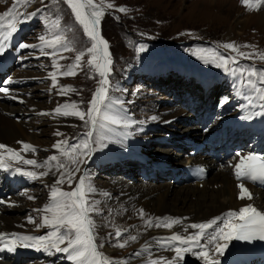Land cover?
Returning <instances> with one entry per match:
<instances>
[{"label": "rangeland", "instance_id": "1", "mask_svg": "<svg viewBox=\"0 0 264 264\" xmlns=\"http://www.w3.org/2000/svg\"><path fill=\"white\" fill-rule=\"evenodd\" d=\"M30 1L36 3V8L44 9L46 6L45 3H40V0H19V3H17V0H0V11H9L13 5H15L16 13L14 12L9 16L10 23L13 21H20L16 24V27L18 29H26L24 32L26 43L43 45L44 42L38 39L40 35H44L48 41H51L57 35H59L62 37L61 43L66 44L69 50L62 51L55 57L51 55H42L39 49H30L26 51L27 54L33 55L30 57L33 61H35V64H33L29 69L41 82L42 79L48 78L49 81L45 85L50 88V90L44 89L45 86H42L41 89H38L40 86L34 84L33 88L31 89L33 90L32 92L38 101L32 103L34 99H31L30 104H25V106L41 105L47 106L49 108L59 106L60 102L64 103L67 99L63 95H59L57 89L64 88L66 89L65 94L69 95V100L74 103L75 108L87 112V109L89 108V96L92 91L97 90L100 77L98 70L95 67H89V62L92 60V55L88 54L86 49L91 47L90 39L86 37V33L84 34L83 32V26L76 19L74 12L64 2V0H55V3L47 4L48 10L44 12L43 15L32 18L28 22H22L23 14H25V12L27 13L28 9L31 12L29 4ZM93 3L107 8V11L105 12L106 16L103 15L101 17L103 22V33L109 39L111 49L114 51L111 52V56L114 58L116 63V72L109 83V96L112 97V101L110 103L112 105V102L115 100L114 98L116 96L125 95V97H123V103L129 105L130 111H132V113L137 119L140 120V122H145V120H147L149 117V111L152 112L153 109V101L151 100L152 96L148 95L147 97L146 95L153 94V91L147 89L148 91L145 90L146 93L143 95V97L134 96V89H136L137 92L139 88H137L136 85H132L134 80L131 78L130 73L133 71L134 66L137 64L140 56H143V54L150 55V57L154 59L156 65L163 63L168 64V61H170L172 70H175L176 62L180 61L181 64L184 63L190 67H194L193 71H197L196 66H198V62L197 64L195 62L198 60L200 53L206 59H204V61L201 59L199 60L202 62L207 61L215 67L218 63L223 64L224 59L231 56L236 58L237 63L234 64L231 60H229L227 65L232 64V67H242V69L247 70H264V59H261V57L264 56V7L261 8L260 17H252V13L260 9H254L257 7V0H250V4L252 5L251 7L250 5L244 4L242 0H93ZM109 4L112 5L111 8L108 7ZM120 8H124L125 11H119L118 9ZM33 9H35V5L33 6ZM244 11H249V13ZM15 14L18 20L14 18ZM129 14L135 16L130 18ZM238 16H246L245 18L248 20L240 26H236L235 22ZM247 16L249 17L247 18ZM133 30H137L138 35L145 38L146 40L140 39L138 41V39L135 38V35L132 34ZM186 38H189L193 43V46L190 50L187 47L172 50L173 48H169V46L159 45L157 48L165 51L167 57L159 54L157 52L159 49L152 48V44L150 43V40L177 43L178 41ZM227 43H233L234 49L225 48L224 45ZM214 45H216V47H214ZM141 46L145 48V51L141 52L139 50ZM147 50L150 53H148ZM151 50H153L152 53ZM45 51L51 53L52 49L45 46ZM81 51H84L85 54L81 58L80 65L75 69L76 74L68 76L63 75L66 67L72 65L75 62V57L79 55ZM178 51L183 53L182 56L178 54ZM241 54L245 55L241 56ZM174 55L178 56L179 58H174ZM183 58H187L188 63L183 60ZM98 61L99 59L96 61V63H98ZM10 65H12V63ZM9 70H11V68H9ZM213 70L218 74L219 70L216 71L214 68L212 71ZM187 73H189L188 76L183 75L177 77L181 84L178 87H175L177 88L175 90L177 93L174 94L173 97L169 93L174 90L171 85L163 86L159 90L157 89L159 92L156 94H165L170 96L172 98V102H170V104L172 103L174 106L177 105V108H182L178 106L180 103L184 105H192V98L189 96V94H186L185 90H181L180 92V89L184 86L183 83L186 82L185 80L188 78L189 80L187 83H193L195 84L194 86H197L199 89L200 84L207 83V81L202 80V76L200 77V75L197 77L196 75H192L189 71ZM227 73L229 74L230 72L227 71ZM52 74H55L56 76L55 86H53V80L51 78ZM163 75L168 77L166 71ZM199 77L201 82L199 81ZM205 77L208 76L205 75ZM253 78H255V80L261 81L262 77L260 71H257V75L253 76ZM170 81L171 79H169L167 82ZM213 81V89H209L210 92L208 94L211 95L210 97L214 98V102L218 103L217 101L221 100L218 93L223 91L222 89L224 86L221 84V82H219L221 89L216 90L215 82H218L219 80L216 81L214 78ZM259 86L264 88V83H260ZM72 89H75L76 91H72ZM153 89L154 91L156 90V88ZM57 98H59L60 102L56 100ZM154 102H156V99ZM114 113V116L119 118L118 110H116ZM45 116L46 114L34 115L32 117L37 128V130L34 129L33 132L39 133V135H41V138L39 139V147L41 148L38 149L35 147V149L37 148L36 152H32L33 154H30L35 158L47 156L52 153V144L46 142L45 140L43 141V139H47V132L50 134L55 133V131L53 126L48 124L49 122H46V124L44 123ZM131 117L133 118V116ZM48 125L51 126L53 130L49 128ZM74 125V128L65 137L68 139L69 144L76 142L78 138L82 137L81 134H78L79 132L86 133L90 130V126L85 125L81 120L75 121ZM101 132L104 133L102 130H99L98 126L94 131L93 139L99 141ZM130 132H133V130H130ZM183 136H187V134H183ZM182 152L184 151H181V153ZM72 155L75 154L71 153L70 151L68 156H61L60 152L57 155L60 156V159L63 158L62 162H64L66 168L69 170L74 167V165L71 164L69 160V156ZM93 159L89 164L92 168L88 165L90 172L85 174L81 170L80 173L76 174V177L71 185L67 183L63 184L62 190H74L77 187V181L80 179L82 174L85 177L86 186L89 183L94 185L95 188L98 186V184L101 186L100 192L95 195L94 199L99 201L98 207L103 212H100V214L92 213L91 217L94 222L93 229L95 235V244L97 245V248L102 249L103 255L101 256V254L97 251L99 255L94 257L92 261L94 262L93 264H96V262L98 263L97 260H101V257H103L104 260L109 264H111V262H119V264H124L125 260L128 261L129 258L136 253H133V250L136 251L138 245L136 243H131L126 244L124 247L115 246L118 247V249L113 250L111 248L106 249L103 246L104 243H113L114 240L119 243L120 241L125 240L128 236L126 235L124 209L119 206L117 207L118 210L115 211L116 208L114 207L111 199H109L113 195H117L119 193V189L113 182L110 183L109 179L105 178L101 173H97L95 176L91 177L94 170ZM173 160L174 162L172 165L176 166L177 163L175 159ZM129 162L132 165L137 164L134 159L125 160V163ZM96 170H98V168H96ZM136 176L138 178H144L140 172L130 178L135 179L137 178ZM162 179H165V177ZM165 180L172 184L173 187L180 185L178 182H174L172 178L166 177ZM156 181L157 179H152L149 182L155 183ZM52 186V183L48 182L47 180L42 182L38 181L36 183V187L33 189H30V187L27 186V190L29 189L28 191L36 190L33 193L38 194L35 202L28 201L26 193L23 198L26 197L27 205L31 208H35L38 205H41L42 208H44L46 205H49L51 203L50 193ZM37 188H39V190ZM103 193H108L109 196L106 197L103 195ZM22 206L23 204L20 207ZM33 215L35 217V222L33 223L32 227L33 236L37 237V233L35 232H38L39 236L46 235L47 237V235H50V233L53 232V228L44 225L43 220L40 221L36 218L35 214ZM116 224H118V226ZM65 231L66 230L62 228L60 229L59 233H57V236H48L47 238L48 240H57L59 234L64 233ZM117 231L121 233L120 241H118L115 236ZM124 233L125 237H123ZM64 246L66 245H60V247ZM36 247H39V245L37 244ZM40 250H43V248ZM45 253L43 254L44 257ZM47 254L51 258V262H60L61 264H73L74 262L68 258V255H65L63 252H56L54 249H52L51 252L47 251ZM53 254L54 256H51ZM33 259L43 262L39 260V258ZM47 262L48 259H44V264H47Z\"/></svg>", "mask_w": 264, "mask_h": 264}, {"label": "bare ground", "instance_id": "2", "mask_svg": "<svg viewBox=\"0 0 264 264\" xmlns=\"http://www.w3.org/2000/svg\"><path fill=\"white\" fill-rule=\"evenodd\" d=\"M263 3L264 0L262 1L259 0L258 6L254 9L255 10L259 8L260 9L256 12H253L252 17L261 16L260 11L261 8L264 7ZM29 4L31 11H34L37 7L36 3L30 1ZM34 5H35V9H33ZM27 12H30V10L28 9ZM244 12L249 13V11H244ZM2 13L4 12L0 11V14ZM243 16L237 17V20L235 22L236 26H240L241 24H243L248 20L245 18L246 16L245 17ZM248 17L249 16H247V18ZM16 46L17 44H15V48ZM15 54H16L15 52H11L10 57L6 59L9 64L13 63L11 57H13ZM199 56H202L199 59L203 61L204 59H206L201 53ZM16 60L19 64L21 63L19 59ZM201 60L198 61V66H196L197 71L194 70L196 72H194L193 70H191L186 66V70L184 69L182 70L184 75L188 76L189 73L187 72L189 71L191 72L192 75H196L197 77L200 75V77L202 76V80L207 81V83H213V84H214L213 81L214 78H216V81L217 80L223 81L225 77L229 75L227 71H225L224 67L219 69L218 74L217 72L215 73L214 70L212 71L213 66H211L209 62L207 61L202 62ZM156 66L158 71L162 74H164L166 69L168 68L167 67L168 64L166 63ZM11 71L12 70H9V67L7 65L5 67L3 75H0V85H3L4 87H8L11 90L10 94H0V143H4L5 145L10 146L13 149L19 151L20 155L24 159H34L40 164H43L45 161H47L48 167L37 168L33 165H25L23 164V161H15L10 157H7L6 154V159L4 161V164L11 165V167L6 168L0 166V199L5 200L6 202H13V206H8L7 203L4 205H0V232L33 236L32 234L33 223L28 222V217L35 214L36 218L41 221L43 220V216L45 214L48 215L49 218L51 219L52 213L34 212L33 211L34 209H41L42 206L38 205L35 208H31L27 205L26 197L28 198L29 196H32L34 197V199L31 200L28 199V201L36 202L38 195L33 193L36 190L28 191L29 189L27 190V186L30 187V185H32L34 182L36 181L42 182L44 180L51 182L52 185L54 184V181L58 173L53 167L55 162L50 161L49 158L52 155H58L59 151L54 150L53 146L55 143H57V141L65 139L68 133L74 128L75 121L79 120V118L76 116L73 115L64 116L62 113L64 111L73 112V111H77L78 109L75 108L74 103L69 100L70 98L68 94L63 95L67 99L64 103H61L59 101V98L56 99L57 101L60 102L59 106H61V114H56L54 112V110L58 106L51 108L41 105L25 106V104H30L31 99H34V97L36 98L31 88L29 89V91L33 93L34 97L29 98V100L23 99V103H24V107H23L22 103L21 102L19 103L18 99L11 98V95H16L19 97V94L17 93V88L15 87V83L14 82L8 84L4 83L7 80L6 77L11 73ZM236 72L237 71L233 72L235 74L230 76V79L232 81V87L234 89V93L236 97L239 98L244 97L245 100V106L242 116L245 117V115L248 114L250 110L258 111V113H261L259 116L262 119V122H264V108L261 107V104H264V100L260 99V93H258L253 87L247 84V78L244 80V78L239 73ZM202 74H205L208 77H205V75ZM24 75H31V74H22V76ZM200 77H199V81H200ZM188 80H189L188 78L187 80H185L186 82L183 83L184 86L180 89V92L181 90H185L186 94L188 93L189 96L192 98V106H198L200 101H198L197 99L195 100L194 97L198 96L199 89L197 88V86H194L195 84L193 83L188 84L187 83ZM252 80L255 83L256 88H260L258 87L253 77ZM150 95L152 96L151 100L153 101V109L152 112H150V114L153 113L151 117L156 116L157 120L153 121L150 117L149 121H145L142 124L140 123L141 127H137L135 124H132L133 126H136L138 128V129H134V131L140 134L139 138L135 137L133 135V132L129 131V127H122L118 125L116 126L111 123L105 124L104 120H101L100 123L104 124L105 126L103 128L99 127V130L100 131L102 130L104 132V133L101 132L100 138H104L108 142V144H115L116 146H120L118 150L119 155L127 156V154L132 153V149H135L136 151H139L140 149H142L143 151H148L149 147L150 148L155 147L154 150H152L147 154V156L150 157V154L163 155L165 161H167V163L171 165L170 169L166 173H164V177L172 178L174 182H178L180 184L178 186L173 187L172 184L167 182L165 179L161 180L159 176L155 177V173L152 172L149 173L148 175L142 174L144 178H138L136 176L137 178L132 179L125 175L122 176L116 175V177L114 178H108L110 183L113 182L119 189V193L117 195H113L109 199H111L115 208L121 206L124 209L125 212L124 220L126 221V225H125L126 235L128 236L126 238L128 240L127 244L136 243L138 245V248L136 249V253L133 254L128 261L125 260L124 264H152L153 261L158 262V264H168L169 261H172V264H174L175 261L178 259L175 257L174 251H170L166 249L165 250L149 249V244H151L150 241L151 236L166 233L167 231L165 230H170L172 234L179 233L181 235H190L193 232L198 231L188 227L191 223H204L215 217L222 218L225 216L226 213L235 212L234 210L237 211L247 206L248 204L256 205L258 206V210L264 211V190H260L258 188L253 187L248 181L245 180V178L241 181H238L235 176V165L239 163L240 157L247 156V153L252 148L264 149V130H263L264 125L259 121H257L255 128H253L252 130H249L247 126H243V125L241 127L236 128V131L241 130L243 136L245 137V146L241 151L237 153L239 155L236 154L232 158L230 163L234 165L232 166L234 168H227L219 164L217 161H214L215 160L214 157H209L205 159V161H209L210 163L209 165L211 168L210 175L203 183L179 182L176 181V178L180 176V172L177 173V168L183 165V163L185 162H193V161L198 162L203 160L201 154L204 153L211 154L212 153L211 149L214 148V146L217 145V143L212 138L208 142L206 143L204 142V146H203V150L201 151V154L192 153L191 145L188 147L184 146V148L180 151H176L173 147H168V148L164 147L163 143L169 140L168 138L169 133L174 132V133H181L182 135L187 134V136H190L191 132L195 131V129L198 128V125L195 124V125L187 126L181 124V122H178L177 120L178 118L184 116L188 118L190 117V113H188L186 110H183V108H177V105L174 106L172 103L170 104V102H172V98L170 96H167L165 94L157 95L156 93ZM227 96L229 95L227 94ZM210 98L214 102V98L213 97ZM155 99L156 102H154ZM34 102L35 100L32 101V103ZM65 104H67V108L62 107ZM178 106L181 107L179 104ZM119 110L121 113L120 119L128 122H132V121L137 122L134 118L131 117L132 115L129 112H127L126 109L120 108ZM199 110L200 109L198 108L195 111V113ZM105 111H108L109 114L113 116L115 114L114 113L115 111L113 110L111 103H109V107L108 109H105ZM29 112L31 118L26 119L24 114L29 115ZM22 113H24L23 114L24 117H22ZM34 114L35 115L46 114V116L44 117L45 119L44 123L46 124V122H49L48 124L53 126L55 131V133H50V134H48L47 132V139L46 138L43 139V141L45 140L46 142L52 144L51 146L52 153L47 156H41L40 158H35L34 156L32 157L31 155L26 153V151L23 150L22 148V144L18 143L19 141H22L24 143L31 144L32 146L37 147L38 149L41 148L39 147L40 146L39 139L41 138V135H39V133L33 132L34 129L37 130L36 125L34 124L32 118ZM250 115L255 116L254 113H250L249 116ZM163 122H167V124L164 125ZM148 123L160 125V127L157 126L158 127L157 129L164 128L165 133H160L155 128H149ZM51 126H49V128H51ZM233 127L234 126H232L231 128L233 129ZM141 128L143 129L142 131L140 130ZM205 129L208 130L205 131ZM199 130L203 133H206L208 131L217 132L219 128H212V126L208 124L206 125V128L199 127ZM58 131L63 135L60 136L56 135ZM140 138H142L141 141L138 140ZM121 141L124 142L123 147L121 146ZM195 148L198 147L196 146ZM237 149L238 150L240 149L239 145H237ZM97 151L101 152L102 155H105L107 153L106 149H99ZM181 151L184 152L181 153ZM215 151L217 150L215 149ZM168 154L171 156H169ZM57 157L62 162L63 158L60 159V156ZM173 159H175L177 163L176 166L172 165V163L174 162ZM15 167H20L24 172L33 171L36 172L37 174L42 171H48L49 168H52V171H49V175L46 177H38L35 179H30L25 175L19 176V173H15L13 171ZM82 169L86 173L87 164L81 165V170ZM4 172L6 174H4ZM10 173L13 174V176H10L9 178L5 179V176H8ZM150 177L157 179V181L155 183L149 182L150 180H152L150 179ZM241 182L245 183V186L249 188L253 197L252 200H248V199L242 200L239 198L240 188L238 185ZM61 188H63V185L61 186ZM37 189L39 190V188ZM95 189L97 190V193H99L101 190V186L98 184V186ZM25 194L26 197L23 198ZM259 201L261 202L258 203ZM22 204L23 206L20 207ZM141 209H143L144 211L143 218H141L140 215ZM117 210L115 209V211ZM158 217L159 218L167 217L171 219L182 218V220L181 223L174 224L171 228H167L163 226L164 221H160L161 223L160 227H155V226L147 227V228L145 227L146 220L152 218L153 225H155L156 218ZM231 219L233 223H240L238 217ZM218 223H219V227L224 226L223 223L219 221ZM116 225L118 226V224ZM184 227H188L187 233L183 232ZM214 230L218 231L219 229L216 228V226H214ZM206 231L210 235L213 230H206ZM131 236H136L137 239L135 241H132L130 239ZM19 243L20 242L17 241V246L15 251H8L6 249L0 251V264H44L45 258L43 257V253L45 252V250L39 251L37 250L36 246L20 247L18 246ZM201 243L207 244V237L201 238ZM221 243H223V241H221ZM117 245L118 244L115 242L103 244V246L106 249L111 248L112 250L118 249V247H115ZM235 245H236L235 240L229 242V247L225 249L223 255L216 253L210 247L209 255L218 259L219 264H222L221 260L223 259V257L230 254L229 259L226 260L225 263L223 264H240V263L243 264L244 257L246 256L245 255L239 256V251L235 250ZM199 251L200 249H195V248L193 249V252H199ZM190 254L191 256L187 257V258L190 257L189 261L183 259L182 261L183 264H205L203 258L199 257L198 255H194L192 253ZM161 257L166 259H161ZM33 258H39V260L43 262L36 261ZM256 262L264 264V259H260L259 261L251 259V264H255ZM53 264H58V263L54 262ZM97 264H106V262L103 259H101L98 260Z\"/></svg>", "mask_w": 264, "mask_h": 264}, {"label": "snow or ice", "instance_id": "3", "mask_svg": "<svg viewBox=\"0 0 264 264\" xmlns=\"http://www.w3.org/2000/svg\"><path fill=\"white\" fill-rule=\"evenodd\" d=\"M64 2L72 9L75 14L76 19L83 26L84 32L89 37L91 41V47L86 49L88 54L92 55V60L89 62V67H95L98 70L100 76V87L94 93L92 100L89 102V108L87 112L83 110H77L73 112L64 111L62 114L64 116L73 115L79 118L85 125L90 126V130L83 134L82 137L78 138L76 142L69 144L67 138L57 141L54 144L53 148L56 151H59L61 155L68 156L69 151L75 155L69 156L71 164L74 165L70 170L66 168L65 164L61 162L57 155H52L49 160L55 162L53 167L58 173L52 190L50 193L51 203L46 205L41 209H34L35 212H51L52 217L49 218L48 215L43 216V224L54 229L50 236H57L60 229H65L64 233L59 234L57 240H48L47 243H44L46 239L45 236H29V235H18L16 233H3L0 232V251L8 250L15 251L17 246V241H19L20 247H33L37 244V250L43 248V250L51 252L54 249L56 252H63L68 254V258L75 261L76 264H90L92 258L97 257L99 253L97 252V245L94 243V222L90 218L92 213H99L101 209L98 207L99 201L95 200L94 197L97 194L95 187L89 183L87 186L85 184V177L82 174L80 179L77 181V187L72 191H63L61 186L65 183L71 185L74 181L76 174L81 172V165L87 164V162L92 158V154L99 149H108L109 144L104 138H100L99 141L92 139L94 131L99 126L103 128L105 125L101 124L100 121H108L113 125H118L122 127H130L132 124L136 123L135 121L128 122L122 119L117 118L116 116L110 115L108 111L109 102L112 101V97L109 96V79L108 76L111 73V65L113 61L110 58L108 52V43L100 35L98 28L100 25V19L103 16V9L93 3V0H64ZM246 5H250V0H242ZM19 3V0H17ZM40 3H45V8H36L34 11L27 12L22 16V22H28L30 19L37 16H41L48 10L47 4L55 3V0H40ZM259 0H257V5ZM109 8L112 5H108ZM119 11H125L124 8L118 9ZM16 12V7H13L8 11L0 14V24H2L4 17L10 16L12 13ZM20 21H13L8 25V31L5 32L3 27H0V55H3L10 47L8 43L12 34L17 32L16 24ZM40 41H43V45L29 44L22 42L19 46V50L24 49H39L42 55H51L53 57L57 56L62 51H68V46L61 43L62 37L57 35L51 41H48L44 35L38 37ZM45 46L52 49L51 53L45 51ZM227 49H234L233 43H227L224 45ZM141 52L145 51L143 46L139 49ZM85 52L81 51L79 55L75 57V62L72 65L66 67L63 75H75V69L80 65L81 58L84 56ZM245 54H241L244 56ZM64 58V57H61ZM23 65L24 59L26 57H17ZM98 59H103V64L96 63ZM264 59V56L261 57ZM231 60L234 64L237 63L236 58L227 57L224 59L223 64H217L216 67H224L225 71H229L227 68V62ZM233 72L236 69H232ZM257 71L261 73V83H264V70H242L240 72L241 76L247 77V84L253 87L258 93H260V99L264 100V88H256L255 83L252 80L253 76L257 75ZM53 86L56 83V76L52 74ZM5 84L11 83V81L6 80ZM72 91H76L72 89ZM11 90L8 87L0 85V94H10ZM59 95H64L66 89L59 88L57 89ZM13 99H19V102H23L16 95H11ZM228 102V98L225 97L220 103V107H223L225 103ZM117 104H122V101L117 99L115 101ZM62 107L67 108V104ZM261 107L264 108V104H261ZM54 112L56 114H61V106H58ZM261 113H258L260 115ZM248 117H241V119H247ZM153 121L157 120L156 116H152ZM141 124L143 122H140ZM143 130L142 128L140 129ZM208 129H205L207 131ZM56 135H63L59 131ZM18 143L22 144V148L25 151L35 152L36 149L34 146L28 143L19 141ZM124 142L121 141V146L123 147ZM0 166L11 167V165L4 164V161L7 157L15 161H23L25 165H33L37 168L48 167V162L45 161L43 164L38 163L34 159H24L20 152L13 149L10 146L0 143ZM239 155V154H237ZM253 161H261L259 166ZM15 173L25 175L30 179H35L38 177H46L49 175V171H52V168H49L48 171H42L38 174L33 171L24 172L20 167H15L13 169ZM235 176L238 181L243 180L244 178L256 180H264V156L256 155H247L239 158V163L235 165ZM240 188V199L252 200V194L248 187L245 186V183L241 182L239 185ZM104 196H109L108 193H103ZM28 199H34V197L29 196ZM8 204V206H13V202H6L3 199H0V205ZM141 218L144 216L143 209L140 210ZM238 217L240 223H233L231 218ZM182 218H156V223L153 225L152 218H149L145 221V227H160V221H164L163 226L171 228L174 224L181 223ZM219 222L223 223V227H219ZM29 223H34L35 218L32 216L28 217ZM214 226L218 228V231L214 230ZM188 227L198 231L193 232L190 235H181L179 233L173 234L170 237H162L158 241L160 247L165 248L166 250L174 251L175 257L178 258V262L183 261L184 253H192L203 258L205 264H219V260L209 255V248L216 253L223 255L225 249L229 247V242L233 240L239 241H252L255 239L264 241V211L258 210L257 207H254L252 204L239 209V212H229L226 213L224 217H215L204 223H191ZM188 227H184L183 232H188ZM206 230H213L212 233H209ZM115 236L118 241H120L121 233L117 231ZM207 237V244L201 243V238ZM130 239L135 241L136 236H131ZM66 246L60 247L61 244ZM223 241V243H221ZM178 242V243H177ZM128 243V240L125 239L118 243V247H124ZM200 249L199 252H193V249ZM161 259H166L161 257ZM111 264H119V262H111ZM152 264H158V262L153 261ZM168 264H172V261H169Z\"/></svg>", "mask_w": 264, "mask_h": 264}]
</instances>
